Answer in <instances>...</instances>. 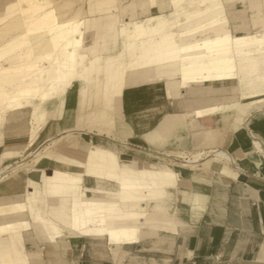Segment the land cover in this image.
Returning a JSON list of instances; mask_svg holds the SVG:
<instances>
[{
	"label": "bare ground",
	"instance_id": "bare-ground-1",
	"mask_svg": "<svg viewBox=\"0 0 264 264\" xmlns=\"http://www.w3.org/2000/svg\"><path fill=\"white\" fill-rule=\"evenodd\" d=\"M167 1L172 9L170 13L150 15L125 23H120L114 12L121 0H87V11L79 1H75L76 6L71 7V0L70 3L69 0H62L59 4L53 0L10 2L0 17V25H3L0 27V127L8 110L31 105L34 138L38 129L35 121L47 114L46 106L57 100L62 111L68 88L74 89L80 81L89 87V73L93 67L91 60L102 64V81L97 85L96 98V102L102 106L78 116L75 129L78 128L79 134L97 137L124 134L123 129L108 126L111 123L108 120H112V117L106 110L113 104L121 103L120 96L126 86L137 87L162 77H167L165 85L169 98L178 97L180 89L192 84L235 80L239 74L247 81L245 87L251 90L248 94L243 93V96L264 95V31L234 36L225 14L224 0ZM157 6V0H136L125 10L130 13L146 12ZM15 8H21L22 25L11 23ZM30 13H33L31 17L28 16ZM88 16H101L104 19L92 21ZM261 16L258 15V18L261 19ZM256 19L253 18L255 22ZM89 34L94 35L91 46L86 45ZM118 40H121L118 52L110 53L108 49ZM37 65L44 66V69L40 72L35 70L37 73L30 71ZM69 73H73L71 78ZM65 78L64 84L61 83ZM85 92L86 89H83L81 94ZM150 93L156 95L158 88H149L139 92V95L146 98ZM29 95L32 101L28 100ZM255 102H264V97ZM98 122H103V125ZM52 141H47L33 156L42 157L43 149L49 150L47 145ZM258 149L261 150L259 146ZM186 154H180L184 159L179 164L185 168L196 167L199 160L189 159ZM199 154L197 157L204 156ZM171 155H166L168 160L176 161ZM8 156L9 152L3 153L1 161ZM213 161L216 166L222 167V173L236 176L227 169L226 164L233 161L226 152H215ZM50 165L54 166V173L42 181L44 195L51 200L47 212L49 219L38 212L34 214L43 224L46 235L50 239L63 237L62 229L72 235L107 237L117 245L138 242L143 233L142 227L146 225L144 223L157 220L159 212H148L146 205L149 206V203L145 205V202L156 196L158 187L167 192L165 183L175 176L170 170L157 169L149 164L137 168L131 162L121 163L116 152L91 143L83 146L79 152L70 153L67 159L61 155L53 158ZM16 167H5L0 179ZM84 177L113 183L118 189L116 192L89 190L83 184ZM183 177H187L186 174ZM181 198L185 201L189 195L182 194ZM31 200L35 201L32 197ZM166 214L162 215L169 218ZM22 224L0 228V235L13 234L10 245L14 250L20 236L16 227ZM18 255V264H27L26 254L19 251Z\"/></svg>",
	"mask_w": 264,
	"mask_h": 264
},
{
	"label": "crops",
	"instance_id": "crops-1",
	"mask_svg": "<svg viewBox=\"0 0 264 264\" xmlns=\"http://www.w3.org/2000/svg\"><path fill=\"white\" fill-rule=\"evenodd\" d=\"M224 1L225 14L234 36L264 31V0ZM10 2L0 0V13ZM258 15L263 16L262 21ZM252 17L254 20L257 18L256 22ZM166 92L164 85L158 90L156 102L146 99L145 112L138 116L140 123L136 129L140 133V152L125 153L132 158L126 161L120 156L121 161L143 168L147 164L154 165L153 156L172 154L176 161L181 162L184 158L180 154L187 153L192 159L200 153L204 156L198 157L199 163H205L190 167L192 171L189 168L178 170L187 178L178 179L173 189L174 196L172 191L164 192L158 187L153 197L157 199H147V211L159 214L155 224L144 223L140 240L117 245L107 237L72 235L66 230H63V237L51 240L43 224L34 219L35 212L43 217L48 214L39 208L40 199L46 198L42 177L38 176L37 182H30L35 183L43 196L35 192L21 197L23 180L13 179L6 185H0V228L9 224L27 225L18 226L22 245L18 239L16 250L10 245L13 234L0 235V264H18L19 251L26 254L27 264H264V104L255 102L264 95L243 96V99L246 97L251 101L239 102L241 92L244 95L251 90L244 85L240 90L238 81L234 79L192 84L181 89L176 98L167 97ZM141 101V107H144V100ZM67 103L66 98L63 108L64 105L67 108ZM239 112H242L241 116ZM237 117L241 122L235 127ZM30 119L29 108L6 115L0 157L3 153H17L28 146L31 140ZM70 119L69 122L67 111L65 116L62 112L59 121L61 132L73 127V115ZM258 146L261 150H257ZM217 151L226 152L231 157L233 162L226 166L236 176L222 173V167L215 165L213 158ZM157 169L176 173L161 163ZM97 182L91 177L83 179L89 190L96 189L90 184ZM182 194L189 195V200L183 201ZM31 197L35 202H31ZM22 204L27 206L24 211L20 208L10 210V207ZM164 212L169 218L163 216ZM166 224L172 225L169 228Z\"/></svg>",
	"mask_w": 264,
	"mask_h": 264
},
{
	"label": "rangeland",
	"instance_id": "rangeland-1",
	"mask_svg": "<svg viewBox=\"0 0 264 264\" xmlns=\"http://www.w3.org/2000/svg\"><path fill=\"white\" fill-rule=\"evenodd\" d=\"M13 1H15V0H11V2H13ZM53 1H55L56 4H59V3H61L62 0H53ZM75 1H79V4L82 5V7L84 8L85 11L88 10L87 0H71V3L69 0L71 7L76 6ZM121 1L122 2L120 4L119 8L117 9L119 12L117 10L114 11L115 14L117 15L120 23H125L128 20H142V19L147 18L150 15H158L161 13L167 14V13H170L172 10L171 7L168 5L167 0L166 1L165 0H157L158 1L157 8H154V9H152L150 11H146V12L143 11V12H131L130 13V12H127L125 10V7L129 6L132 2H134L136 0H121ZM67 7H69V6H66V8ZM122 7H124V8H122ZM3 13L4 12L0 13V17L3 15ZM12 15H13L14 20H12L11 23H18V24L22 25V23L24 21L22 19L23 15L21 13V8L13 9ZM31 15H33V13H30L28 16L31 17ZM19 18H21V20ZM88 18H89V20L91 19L92 21L97 20V19L99 20V18H100V21L104 19V17L101 18V16H88ZM0 27H3V25H0ZM21 30H23L22 26H21ZM86 41H87L86 45L91 46L94 43V35L93 34L87 35ZM119 41H121V40H118V42L112 43V46L110 47V49H108L110 51V53L115 54L118 52V49H119L118 47L121 44ZM109 51H108V53H109ZM88 57H90V56H88ZM91 61H93V63L91 64V67L92 66L93 67L90 69L91 71L89 73V79H90L89 87H85L86 84H84L83 81H80V82H77L78 84H77V86H75L74 89H73V87L68 88V91H66L65 95H64V99H66V98L68 99L67 108L64 105V108L62 109V111H61V108L59 105L60 102L58 103L57 100H55L52 105L46 106L45 109H47L46 110L47 114L43 118L39 117L38 118L39 120L36 119V121H35L38 129H37V132H36V135L34 138L32 137V130H33L34 126L32 125L33 123H32V120L30 119V123H31V140H30V143L32 144V146H29V147L25 146V147L21 148L19 150V152H17V153L11 152V153H9V156L7 159H5L4 161H0V172L3 171V169L7 166H17L13 171L9 172L7 175L3 176L2 179H0V185H6L9 182H11L13 179H19L20 181L23 180V187L21 188V197H26L28 194L35 193V192L36 193L38 192V194H39L38 196H40V195L43 196L42 193L40 191H38V189L35 187V185H34L35 183L31 184L30 181H36L37 182L38 181L37 179H39V177H42V179H45L47 176L53 175L54 166L50 165L53 158H56V157L61 155L62 158L67 159L68 155L70 153L74 154L76 152H79V151H81L83 146H87L90 143L96 144V145L101 146L105 149H110V150L116 152L121 163H126V162H122L120 159V156L122 157V159H124L126 161H128L132 158L125 153H135L136 152L135 154H138L140 152L139 151L140 150L139 149L140 133L138 132V130H136L137 125H139V123H140V117H138V116H140V113L142 111L145 112V105H146L145 103L147 101L146 99L148 98L151 100V102H156L157 101L156 100L157 94L155 95V94L150 93V96L143 98L144 96L143 97L140 96L139 92H142V91L148 90L149 88H154V87H157L158 90H161V87L164 86L166 81H167V77H162L161 79H157V80H155V82H151V83L149 82V84L143 83V84H140L141 86L137 85V87H136V85L135 86H126L124 88L125 90L123 89L124 92L120 96L121 103L113 104V106L109 110H106L111 114L110 116L112 117V120H108V122H111L108 126H112L115 129L116 128L123 129L124 134H122L120 136H116V137H114V136L113 137H104V135L101 137H95L92 135L90 136V135H86V134H79V133H77L78 128L75 129L78 126V116L80 114L82 115V114L94 111L96 108H98V106H102V104H99L96 102L97 101L96 98H97V94H98L97 85H99L102 81V64H101V62H94V60H91ZM43 69H44V66L38 67V65H37L36 68L30 69V71L32 70V72H33L36 70V71L40 72ZM71 74H73V73H69V78L72 77V76H70ZM238 77H240V78H238ZM238 77L235 80L238 81L239 85L241 84L240 86H243V85L245 86L247 81L245 80L244 76L239 74ZM65 81H66V78L64 80H62L61 83L64 84ZM61 83H59V84H61ZM83 89L84 90L86 89V92L84 94H81V91ZM240 90H241V87H240ZM178 94H180V93L178 92ZM240 96H241V99L239 100V102H241V103L242 102L248 103L249 101H251V99H243L242 92H241ZM28 98H29L28 99L29 101H32L31 95H29ZM38 100L39 99H35V101H38ZM141 100H144V102H143L144 107L142 106L143 108L141 107V102H142ZM260 104L263 105L264 102L260 103ZM27 108H29V110H31V118H32L31 105L16 106V107L8 110V113L11 111L22 110V109H27ZM244 110H245V108H244ZM66 111H67V114L69 116V122L71 120L70 117L73 115L74 123H73L72 128H68L67 131L64 129V131L61 132V129L59 127V121H60V117H61L62 112L65 116ZM8 113H6V115ZM238 114H239V116H241L242 112L241 113L239 112ZM133 120H134V122H133ZM4 121H5V119L3 120V124L0 127L1 132H2L3 127H4ZM103 122H104V126H105V122H107V119H105ZM103 122H100V123L98 122V123L100 125H103ZM240 122H241V118L237 117V120L234 123L235 124L234 126L238 127V124ZM134 123H135V126H134ZM68 132H70V133H68ZM1 138H2V133L0 135V141H1ZM49 140L54 141V142L52 141L53 143L51 142L49 145H47V148L49 147L48 148L49 150L43 149V151H45V152L42 154L43 155L42 157L33 156L35 151L37 149H39L40 147H42ZM125 144H126V146H125ZM153 155H156L155 152ZM152 158L155 161V162H153V164H154L153 166H155V168L156 167L159 168V165L161 163V164L166 165L167 167L175 170L176 173H175L174 178L169 180L168 181L169 183L168 182L165 183V185H167V189L172 191L171 195L174 196L175 195V191L173 190L174 186H176L178 179L180 177H183L182 176L183 173H179L178 170L181 168H182V170H188V168L186 169L184 166L179 165V163H182V162L168 160L166 155L165 156L158 155V158L153 156ZM194 159H198V157L196 156L195 158H192V160H194ZM159 160H160V162H159ZM200 163H205V162H200ZM200 163H198L197 165H201ZM41 165H45V166L43 167ZM140 167H142V165H140ZM185 178H187V177H185ZM92 185H94V187L96 189H103V190H107V191H116L117 190V186L110 184V183H98L97 182L95 184H90V187ZM6 191L8 192V189H6ZM88 195H91V193H88ZM46 198L44 200L40 199V201H39V208L41 209V211L43 213L48 212L49 208L51 206V200L50 201L48 199L46 200ZM31 202H35V201L31 200ZM35 206L38 207L37 205H35ZM18 208H20V210L24 211L27 208V206L22 204L19 207L15 206L13 210L17 211ZM150 210L151 211L153 210V206L150 208ZM44 217L49 219L48 214H46V216H44ZM34 219L38 221V219H36L35 216H34ZM22 225H27V224L24 223ZM19 226H21V225H19ZM16 229H17L16 232L20 233L21 230L18 228V226L16 227ZM61 231H63V230L61 229ZM6 234H8V233H6ZM58 238H61V236H57L56 239H51V240H57ZM19 244H20V246L22 245L21 244V236H19Z\"/></svg>",
	"mask_w": 264,
	"mask_h": 264
}]
</instances>
